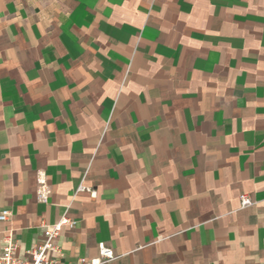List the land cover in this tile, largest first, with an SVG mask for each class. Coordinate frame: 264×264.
I'll return each mask as SVG.
<instances>
[{"label":"crops","instance_id":"crops-1","mask_svg":"<svg viewBox=\"0 0 264 264\" xmlns=\"http://www.w3.org/2000/svg\"><path fill=\"white\" fill-rule=\"evenodd\" d=\"M4 210L19 257L264 264V0H0Z\"/></svg>","mask_w":264,"mask_h":264},{"label":"built area","instance_id":"built-area-1","mask_svg":"<svg viewBox=\"0 0 264 264\" xmlns=\"http://www.w3.org/2000/svg\"><path fill=\"white\" fill-rule=\"evenodd\" d=\"M78 191H88L80 186ZM240 208H246L253 204L252 199L242 194L239 196ZM11 213L8 210L0 212V222L9 220ZM75 222L67 217H62L56 224L46 225L42 228V241L31 246L24 257L14 254L15 245L10 238L6 236L3 246L0 248V264H64L61 262V248L56 244V238L60 235L63 228L74 227ZM114 259L112 250L106 248L104 244H98V255L96 258H78L70 264H105Z\"/></svg>","mask_w":264,"mask_h":264}]
</instances>
